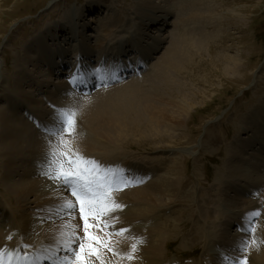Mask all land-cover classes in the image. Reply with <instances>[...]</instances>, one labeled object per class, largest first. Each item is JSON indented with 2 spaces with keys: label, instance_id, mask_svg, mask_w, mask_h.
Returning <instances> with one entry per match:
<instances>
[{
  "label": "rangeland",
  "instance_id": "1",
  "mask_svg": "<svg viewBox=\"0 0 264 264\" xmlns=\"http://www.w3.org/2000/svg\"><path fill=\"white\" fill-rule=\"evenodd\" d=\"M153 1L157 4H154ZM204 1L209 4L206 8V11L209 12L207 11L206 14L214 16V21L218 22L215 28H207L208 24L203 23L204 21L195 28L194 24L189 23V14L194 9L189 7L191 2L203 5ZM185 4L188 7H185ZM158 6L161 9H157ZM89 7L95 8L92 16L89 14L93 12L89 13L87 10ZM169 9L171 10L170 15L165 11ZM83 19L84 21H82ZM116 19L122 21V26L114 29L118 33H111L113 35L111 37L103 35L99 38L98 32L105 34L99 30L112 28L111 24ZM168 22V27L163 26ZM60 23L67 25L68 28L73 27L75 33L81 32L86 35L85 41L88 45L83 50L87 53L90 52L89 55H92L93 58L99 55L96 44L103 42L106 38L108 40L106 39L104 44L106 50H104L107 57L112 52L110 48L112 45L114 47L123 46L126 49V45H128L126 43L131 40L133 41L131 46L139 44L142 48L154 41L156 45L153 47V58L148 64L150 65L149 72L151 69L153 70L152 67L159 62L160 57L169 47L170 40L168 38L173 34L185 44L188 42L189 36L197 37L200 32L210 34V38L205 43V52L197 58L195 64L199 65V74L195 72L194 68H188L183 75L186 88L190 87L193 92L202 89L203 92L201 96L195 98L192 107L188 108L186 113L184 112L179 126L174 125L173 136L169 138L131 136L122 146L112 147H120L112 151L114 157L122 158L123 161L130 163H139L140 168L143 167L144 170L140 175L141 180L146 178L148 172L153 180L150 181L147 178L142 187L135 188L137 190L124 188L120 195L114 197L124 210L121 208L112 213L113 219L110 222L113 227L110 228L111 230L105 229V232L116 235L115 233L121 228L133 226L134 220L138 219V213H142L150 217L144 225H136L137 229L140 228L138 232L142 233V237L136 240L137 236L134 237L135 234H132L131 230L126 233L130 232L132 239L140 244L146 245L147 243L148 245L151 242L160 244L158 251H161L159 256L156 254V258H161V261L157 264H202V261L204 264H207L206 262L211 264L213 262V258L212 260L210 258L211 250L217 245H219L217 247L219 250H225L229 254L233 252L232 254L236 257L240 255L237 252V245L230 244L227 238L230 240L231 236L237 237L240 242L252 239L247 237L248 235H245L244 231H237L236 226L242 225L235 221L237 217L234 215H231L230 220L229 213L238 207L243 210L242 215L246 216L249 209L245 207L252 200L249 195L244 196L240 189L237 188L234 191L236 188H232L229 183L231 178L228 168L236 162L240 164L235 163L232 167L243 165L247 168V172L251 167L256 165L255 167L258 168L261 164L262 169H258L261 186L259 185V194L254 201L261 199L260 194L264 197V157L260 156L264 152V150L261 151L264 146V0H0V139L1 137L5 138L7 131H11L10 126L4 125L7 118L4 113H11L10 111L13 110L8 103L24 100L23 97L17 95L18 93L23 92L24 95L32 96L35 99L36 104L32 105L25 101V107L29 112L38 116V120L42 122V118L49 117L46 111L43 115L42 110L47 108L49 110L46 102L51 100L50 94H57L58 90L63 91L62 81L65 79L61 80L56 73L55 75L49 74V68L56 72L60 71L61 66H64V69L69 62L74 60L75 46L79 45V42L76 43L73 40L67 42L69 35L62 37V40H59L58 37L54 38V35L51 36L56 31L55 27ZM212 23L214 22L212 21ZM81 25L86 27V30ZM42 44L45 47L43 49ZM46 48L48 49L45 50ZM42 50L47 52L46 56L42 55ZM60 54L67 55L66 58L63 57L62 64V60L56 59ZM26 57H34L36 62L23 64ZM42 57L43 59H41ZM228 57L238 60L240 66L237 71L226 69V67H231L227 62ZM48 64H51L52 67ZM109 70L106 69V71ZM149 72L143 75L145 76ZM60 74L64 73L59 72L58 75ZM197 77L200 80L208 79L210 86L205 88L203 82H201L203 86L194 82ZM133 80L137 81L138 79L130 81ZM138 82L143 81L140 79ZM46 90L49 94L45 93ZM58 94L62 95V93ZM94 96L95 94L92 95V97ZM12 113L20 115L22 111H13ZM254 114H258L259 117L254 119ZM24 115L21 117L23 118ZM252 127H255L258 132L256 135L259 138L262 137L261 144L253 142V139L245 132L246 129ZM31 130L38 136H44L41 132H37L33 126H31ZM81 130L77 129V132L80 133L72 138L78 137V141L85 139L86 130H84L85 134ZM72 138L66 139H70L73 144ZM100 139L101 137L96 141H99L100 144L105 143L103 144L105 146L104 139ZM5 140L0 142V200L2 201L0 202V218L2 220V216L5 215L2 210L5 208L10 210L11 207L13 210H10V213L13 217L20 219L19 224L22 230L19 234L20 229L16 228L15 224L13 225L14 231L9 223L6 224L7 226H0V246L12 244V239L15 237L12 236L14 232L17 236H22L23 241H26L24 232L26 222L28 220L40 222L43 215V212H38L36 209L34 195L22 200L17 198L10 189V186L20 182V177L22 178L28 171V175L32 179L43 180L41 174L36 176L33 172L36 171V161L39 155L37 153L32 155L37 158L29 156L30 147L25 143H22L23 149H18L13 156L8 155L3 150L4 145H1ZM109 145L112 144L108 143L106 147ZM258 149H260V154ZM11 159L15 165L12 167L13 169H7L5 166ZM44 163L45 161H43V165ZM120 163H115L116 168L120 167ZM123 164L121 168L124 169ZM169 167L182 180L178 185L179 192L174 196L167 195L165 187L161 183L154 182L149 185L156 179L155 175L158 169L166 170ZM5 170H8L7 174ZM136 173L134 172L133 176H136ZM60 186L55 181L53 187L42 190L37 195L39 197L44 194V202H47L48 198L60 189ZM66 191L65 195L69 197ZM235 194L241 195L237 200H240L243 205L235 202ZM175 198L174 204L169 202ZM125 199L129 205H138L139 207L130 208L123 202ZM258 205L263 208V211L259 217L260 221L259 219L256 221L264 222L262 219L264 206L259 203ZM40 206L44 207L45 204H40ZM251 210H254V207ZM193 214H197L200 220L190 218ZM147 216H141V218L147 219ZM10 220L13 221L11 217ZM77 221L79 222L80 219L77 218ZM210 224L214 228H211ZM259 227H261L260 224ZM36 240L41 245L46 240V232H40ZM29 244L34 245L29 249H36L35 247L38 246L35 242ZM111 244L113 245L114 242L111 241ZM137 247H139L138 244ZM43 252L46 251L43 250ZM247 254L250 257L248 259H252V256ZM261 254L259 246L258 254L254 259L261 257ZM141 257L145 262L142 264H147L145 256L141 255ZM149 260L150 264L156 262V260ZM213 264L220 263L213 262Z\"/></svg>",
  "mask_w": 264,
  "mask_h": 264
},
{
  "label": "bare ground",
  "instance_id": "2",
  "mask_svg": "<svg viewBox=\"0 0 264 264\" xmlns=\"http://www.w3.org/2000/svg\"><path fill=\"white\" fill-rule=\"evenodd\" d=\"M154 4H157V3L154 2ZM186 6L188 7V5L185 4V7ZM208 6H209V4L206 1H204L203 5H198L196 3L191 2L189 7L194 8V9H192V11H191L192 13L189 14V20L190 21L189 20L188 21L190 24H194V28L196 26L198 27V25L200 23H202L203 21H204L203 23L208 24L207 28H215L216 27L215 25L218 24L217 21H214V19H215L214 16L206 14L209 12L208 10H207L208 12L206 11V8ZM185 7H184V9H185ZM120 8L122 9V7H120ZM120 8H119V10H120ZM204 8H205V10H204ZM93 9L94 8L89 7L87 10L89 12V11H93ZM157 9H161V7L158 6ZM166 9H168V8L166 7ZM182 10H183V8H182ZM165 11L167 12L168 15H170V11H171L170 9L165 10ZM85 12H86V10L84 11V13ZM90 15H93V13ZM157 18H159V17H157ZM184 18H186V16H184ZM200 20H201V22H199ZM82 21H84V19ZM207 21H209V22H207ZM212 21L214 23H212ZM168 25H169V22L167 24V27H168ZM184 25H187V24L184 23ZM111 26H112V28H108V29L106 28V29L99 30V31H103V33L105 32V34H102V32H98L97 36L99 38H100V36L103 37V35H105L106 37L113 36L111 33L115 32V30H114L115 27L119 28L122 26V21L116 19L115 22H112ZM163 26H164V24H163ZM81 27H82V25H81ZM70 28H68V26L63 24V23H60L59 25H57L55 27L56 31L53 32V34L51 36L54 35L55 36L54 38L58 37L59 40H62L61 39L62 37L63 38L65 36L68 37L67 35H69L70 37L67 40V42L70 40H73L76 43L79 42V45L77 44L75 46V51L77 53V57H82L83 54H81V52L83 51L84 47H87L86 45H88L87 41H85L86 35H83L80 32L75 33L73 31V27L70 26ZM82 28H84L86 30V27H82ZM174 28L176 29L177 27H174ZM194 30H196V29H194ZM198 30L200 31V29H198ZM201 31H204V30H201ZM117 33H118V31H116L114 34H117ZM174 35L175 34H173L172 37L168 38L170 40L169 47L162 54L159 62L157 64L155 63L156 65H154L152 67L153 70L151 69V71H150L151 73L149 72V74H147L143 77L144 78L143 82L139 83L138 80L137 81H134V80L130 81V80H132V79H130L129 80L130 82L126 81L124 83L115 85L114 87L109 88L107 90H105V89L101 90L98 93H95L94 97H92V96L91 97L71 96L69 93H65V94L61 95L58 93H62V91L58 90V91H56L57 94L56 93L50 94L51 100L50 99L48 100V103L55 104V105H52V106H54V108H52V109L50 108L49 110H48V108L46 110L43 109L42 110L43 115L45 114V111H46L47 115H49L50 113L55 115L56 109H59V108H72V109H74L77 112V116H78L77 117L78 118L77 119V126H78L77 129H79V130L82 129L81 131L84 134H85V132H84L85 127L87 128V130H86V135L84 136L85 139L83 137H79V138H83V139H80V141H78V137L76 139H73V138L71 139L73 141L72 142L73 148L78 149L79 152L81 154H83L85 157L92 158V159L96 160L101 165V167H104V168L112 167L117 162H119V163L121 162L119 165L121 168L122 164L124 163L123 164V167H124L123 172L124 173L126 172L128 175H130L131 177L134 178L133 175H134L135 171H133V170L135 168L138 171H139V169H141L140 172H143L144 169L142 167L140 168V166L137 163L132 164V165H135L134 168L132 166L129 167L128 166V164L130 163L129 161H125V160L123 161L122 158L114 157L112 154L114 152H112V151H115L116 149H119L120 147L119 148H112V147L113 146L118 147L120 145L122 146L125 143V141L131 136H139L140 138H143V137L148 138V136L151 138H166V137L169 138V137L173 136L174 131L172 130V128L174 127V125L179 126V124L182 122L184 112L188 108L192 107V105L195 103V101H194L195 98L201 96V93L203 92L202 89H198L195 92H193V89H191L190 87L186 88L183 75L186 73L185 70L188 68H194L195 72L200 71L199 65L196 66L195 64L197 63V58H199V56L204 54L205 43L210 38V34H207L206 32H204V33L200 32L198 36L196 35L197 37H195V35L189 36V40L186 44L184 42H182L181 39H178L176 37V35L175 36ZM106 39L103 42H98V43L96 42L97 43L96 49L99 53V58L97 59V62H99V65H100V63L106 61V58L102 57V56H106V51L104 50L105 49L104 44L108 40V39L107 40ZM142 39L145 40V38H143V37H142ZM81 44H83V47H81ZM136 45L139 46V44H136ZM147 45L148 46H146L144 48L136 49V53L140 56L146 55L145 56L146 59H147L148 55H151L153 53L152 50H153V47L156 45V43H154V41H153ZM128 46H130V44ZM41 47H42V49L45 48L43 46V44ZM60 48H62V47H60ZM47 49L48 48H46L45 50H47ZM43 51L44 50H42V52ZM116 51L117 52L123 51V47L116 46L115 48H112V53L110 56H113L114 55L113 53ZM42 55L46 56L47 52L46 51L43 52ZM66 56L67 55H65V54L64 55L60 54L57 56L56 59L62 60L61 61V64H62V62H64V58H66ZM84 56L86 57V63L90 64V62H89L90 60H89L88 55L86 54ZM121 57L124 58V54H121ZM225 57H227V56H225ZM41 59H43V57ZM46 60H47V58H46ZM224 60H225V58H224ZM23 61H24L23 64H29L30 62L31 63L36 62L34 57H26ZM72 62L73 61H71L69 63H72ZM124 62L125 61H122L121 63L124 64ZM227 62L229 63V65L231 67L230 68L226 67V69L231 70V71H235V70L237 71L238 67L240 66L238 63V60L235 58H232V57H230L227 60ZM48 65L50 67H52L51 64H48ZM149 66L150 65H147V68H149ZM110 68L112 70V66H109L108 70ZM120 68H121V66H120ZM154 69H155V71H154ZM93 70H94V68H93ZM48 73L51 75H55L56 71L52 70V68H49ZM198 74H199V72H198ZM194 82H197V84H201V82H203V85L205 88L210 86V82L208 81V79L200 80L197 77L196 79H194ZM62 85L64 86V88L66 90L67 85L64 82H62ZM47 89H49L48 85H47ZM185 89H186V91H185ZM45 93L49 94L47 90ZM17 95L20 97H23L24 100L20 101V102H16V103H8V105L11 106V108H13V110L10 111L11 113H9V112L4 113V115L7 116V118L5 120L6 123L4 122V125L10 126L11 131H7L5 133L6 140L4 137H1L0 142H1V140H5V142H2L1 145H4L3 150L8 155H11V156H13L18 149L19 150L23 149L22 143H25L27 146L30 147V150L28 152L29 156H32L34 153H37L39 155V157H38V160L36 161V168H35L36 171H33V172L36 174V176H38V174H41V176L43 177V180L32 179L28 175L29 174L28 173L29 171H28L27 173H25V175H23L22 178L20 177L21 181L12 184L10 186V189L15 193V196L17 198H20L22 200H25L26 198L34 195L33 197H35L34 204L36 205V209L38 210V212H43V215H42V220L40 222H35L32 220H28L26 222V224L24 226V232H25V238H26L27 242L23 241L22 236L18 235L19 236L18 237L17 234L14 232L12 236H15V237L12 239L13 243L10 244L11 247L1 248L2 247V245H1L0 249H5V250L13 253L14 251L23 250V247H28V250L24 253V255L27 254L28 258L31 259V258H33V256L31 254H29V248L33 247L34 245L29 244V243L35 242V244L38 245L35 248L38 250H45V251L46 250H48V251L49 250H52V251L53 250H62V249H60L59 245H60V241L62 239L61 233L66 231L65 225L68 223L82 225V221L81 220L79 222L77 221V218H79V214H74L76 217L75 220H69V218L65 215V213L58 212V206L60 204H62L65 199H72L73 198L71 195H69V197H66L65 191L66 190L68 191V189L65 188L64 186L61 185L60 189L56 190L48 198L47 202H44V198H45V197H43V196H45L44 194H42L38 197L37 193H39L42 190L49 189V188L53 187L55 184V181L48 179V177L43 174L44 171H46V168L43 165V161L46 160V154L49 151V141L51 140L52 143L55 144V143H57V140L55 137H53L51 135L45 136L42 132H41V134L44 136H38V135H36V132H33L31 130L32 125L31 126L29 125L30 122L27 123L28 121L26 119H23L21 116L23 114H25L26 118L28 120H31L32 119L31 115L33 114V112L32 113L29 112L28 109L25 107L26 102L28 104L32 105V104H36V101L32 96L24 95L23 92L20 94L18 93ZM19 110L22 111V114L17 115L18 113L17 114L12 113L13 111L16 112ZM39 112H40V108H39ZM257 117H259V115L254 114V119H257ZM37 118H38V116H37ZM46 118H47V116H46ZM39 119L41 120V118H39ZM80 119H81V121H80ZM43 120L44 119L42 118V121ZM1 123H2V121H1ZM53 124H54V121H53ZM163 125L167 126L168 128H165ZM82 126H83V128H82ZM37 132H39V131H37ZM245 132L247 133V135L249 137H251V139H253V142L256 141L257 144H261L260 140H263V139H261L262 137L259 138L258 135H256V134H258V132H256L255 127H252L250 129H246ZM100 137H101V139H104L103 141L106 142V145H108V143H111L112 145L111 146L109 145V147L108 146L106 147V145L103 146V144H105V143H103V141H101V143H103V144H100L99 141L98 142L96 141V139L99 140ZM66 138H69V137L66 136ZM262 148L263 149L261 151L263 152L264 146H262ZM257 151L260 154V149H258ZM259 154H256V155L258 156ZM260 156L264 157V152ZM32 157L37 158V156H32ZM254 158L256 159V156H254ZM261 159H263V158H261ZM232 161H234V160H232ZM235 163L236 162H234L233 165ZM236 164H240V163H236ZM14 165H15V162L11 159L10 161H7V165L5 167L7 169H11ZM41 165H43L42 168H40ZM233 165H231L230 168H228L229 177L232 179V181H231V179H230V181L228 180L231 187L236 188L235 190L233 189L234 191H236L237 188L240 189V191L243 193L244 196L249 195V198L252 201L250 203H248L245 207V208L249 209L248 210L249 213H251L253 211H257V210L261 211V213H262L263 208L259 207L258 203L263 204V206H264V197H262L260 194L259 196L261 199H259V200L257 199L258 202L254 201L256 199L257 195L259 194L258 193L259 185L261 186V182H260L261 177L259 176V170L258 169H262V165L260 164V166L258 168H256L255 167L256 165H255V166L251 167L249 169V171H247V172H246L247 168L244 167L243 165H238L237 167H232ZM257 165H258V162H257ZM176 167L178 168L177 164H176ZM43 168H45V170H43ZM233 168H234V171H233ZM229 170H230V172H229ZM5 172L7 174L8 170H5ZM248 172H251V173H248ZM156 173H157L155 175L156 179L153 176L155 180L152 181L149 185H151L154 182L161 183V185L165 187L167 195H169V196H174L175 193L179 192L178 185H179V182L182 180H180L181 179L180 176L177 175L173 170H171L170 167L167 168L166 170L158 169ZM149 174L150 173H148V175ZM5 177H7V176H5ZM37 178H39V177H37ZM135 190H137V189H135ZM180 190H182L181 187H180ZM118 192L119 191L113 193V196L117 197V195H120V193H118ZM240 196L241 195L235 194V196H234L236 199L235 202L243 205V203L240 200H237ZM234 197H233V199H234ZM115 200H117V199H115ZM175 201H176V198L170 200L169 202L174 204ZM0 202H2V201L0 200ZM123 202L125 204L129 205L128 203H126L127 202L126 199L123 200ZM40 204H45V206L42 207V206H40ZM172 204H170V205H172ZM129 206L131 208V207L138 206V205H131L130 204ZM174 207H176V206H174ZM232 207H233V205H232ZM253 207H254V210H251ZM122 209L124 210V208H122ZM125 209H128V208H125ZM247 209H245V210H247ZM10 210H13V209L10 207ZM10 210L7 208L2 210V212L5 213V215L2 216V218H3L2 220L0 218V226H7L6 224L9 223V225L12 226L13 231H14L13 225L15 224L16 228L20 229L19 234H21L22 229H21L20 224H19L20 219L17 217H13L10 213ZM242 211H243L242 209L236 207L232 211H230L229 217L231 220V215L236 216L237 220H235V221H237L243 227V225L245 224V217L246 216L244 214L242 215ZM141 216L146 217L147 215L142 214V213H138V215H137L138 219L134 220L133 226H125L124 227L126 229L131 230V233L135 234L134 237L137 236L135 238L136 240L139 237H142V233L138 232V230H140V228L137 229L136 225H140V224L144 225L146 223V221L148 219H150V217H148V216H147L148 217L147 219L145 217L141 218ZM8 217H9V222H8ZM10 217L13 221L10 220ZM140 218L143 220H141ZM190 218H193L194 220H195V218L199 219L197 214H195V215L193 214ZM144 219H146V220H144ZM181 219L183 220V216L181 217ZM233 219H234V217L232 216V220ZM258 219L260 221V218H258ZM262 219H264V212H263V218ZM10 222H12V223H10ZM138 222H139V224H138ZM256 224H257V230H256L254 238L257 241H264V228H262L264 226V222H257L256 221ZM259 224L261 227H259ZM210 226H211V228H214L213 225L210 224ZM229 227H231V224H229ZM40 232H46V240L44 242H42L41 245L39 244V241L36 240V237L39 235ZM131 233L130 232L128 234L126 233L123 236L117 235L115 233L116 235L113 234L111 236V241L114 242V244L112 246L115 249V252L117 254H113V252H109L106 250H104L102 252V250H101L102 258L105 261V264H142L145 262H144L143 258L141 257V255L145 256V258L147 259V262H146L147 264H150L149 259L156 260V262L154 264H157V262L161 261L160 260L161 258H158V259L156 258V256L158 254H160V251H161V250L158 251V249H159L158 247L160 244L153 243V242H151L148 245H147V243H146V245H144L143 243L140 244L135 239H132ZM98 234L102 237L107 238V232H105V229L103 231L99 232ZM80 235H82L81 232H80ZM245 235H247V234H245ZM249 238H251V237H249ZM249 238H247V239H249ZM252 239H253V237H252ZM227 240L229 241V243L237 244L239 242L238 239L236 237H233V236H231L230 240L228 238H227ZM133 244H135V245L138 244L139 247H137V250L135 252V259L133 261L132 260L130 261L129 259H127V256L130 254V252H132V245ZM31 250H35V249L31 248ZM260 250L262 251L261 257H257V259H254L258 254V248L253 246L249 249L248 253L252 256V259H248V260H250V261H248V264H264V243L260 244ZM37 251H35V252H37ZM38 252H40V251H38ZM62 252L65 254L64 251H62ZM140 253H142V254H140ZM225 254L227 256L230 255V257H232L233 259L236 258L233 256L234 254H228L226 252L218 250L217 246H216V248L211 250V257L210 258H211V260L213 258V262H219L220 264H223L221 257ZM63 257H60V259H62ZM248 258H250L249 255H248ZM53 262H54L53 260H49V263H53ZM213 262L211 264H213ZM206 263L210 264V262H206ZM20 264H28V261L24 260ZM90 264H99V261H97L93 257L90 260ZM202 264H204L203 261H202Z\"/></svg>",
  "mask_w": 264,
  "mask_h": 264
},
{
  "label": "snow or ice",
  "instance_id": "3",
  "mask_svg": "<svg viewBox=\"0 0 264 264\" xmlns=\"http://www.w3.org/2000/svg\"><path fill=\"white\" fill-rule=\"evenodd\" d=\"M73 77L72 82H76ZM46 131L55 137L57 143L49 141V151L46 154L44 175L48 179L58 182L70 191L75 199H65L58 206V212H63L69 220H75L74 213L78 211L82 225L68 223L66 231L61 233L60 249L65 255L57 264H90L94 257L99 264H105L101 250L117 254L111 244L112 233H107V238L98 233L113 227L110 222L112 213L122 208L114 198L113 193L127 187H134L140 181L127 177L123 170L104 168L92 158H87L73 148L69 139L77 134V112L72 108L56 109L54 124L47 127ZM262 215L261 211H253L245 217L242 231L251 235L253 239L242 240L237 246L240 253L235 259L226 254L221 257L223 264H248L249 249L253 246L259 248L264 241L255 240L257 230L256 220ZM81 230L83 235H80ZM129 229L121 228L116 234L124 235ZM11 238V237H9ZM142 242V241H141ZM137 245H132V252L127 259L135 258ZM13 254L5 249H0V264H13ZM23 260L28 264L27 254ZM16 264H20L19 259Z\"/></svg>",
  "mask_w": 264,
  "mask_h": 264
}]
</instances>
